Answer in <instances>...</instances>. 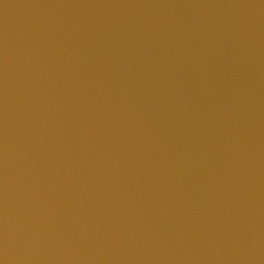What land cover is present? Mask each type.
<instances>
[{
    "label": "water",
    "instance_id": "water-1",
    "mask_svg": "<svg viewBox=\"0 0 264 264\" xmlns=\"http://www.w3.org/2000/svg\"><path fill=\"white\" fill-rule=\"evenodd\" d=\"M0 264H264V0H0Z\"/></svg>",
    "mask_w": 264,
    "mask_h": 264
}]
</instances>
